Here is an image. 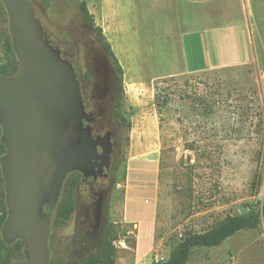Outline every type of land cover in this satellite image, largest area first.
<instances>
[{
    "label": "rangeland",
    "instance_id": "rangeland-1",
    "mask_svg": "<svg viewBox=\"0 0 264 264\" xmlns=\"http://www.w3.org/2000/svg\"><path fill=\"white\" fill-rule=\"evenodd\" d=\"M81 1L107 40L110 9L119 37L128 45L132 64L121 57L122 111L131 129L121 131L120 163L108 187L107 208L90 234L85 213L97 198L94 190L103 184L81 180L75 211L65 224L57 225L52 213L49 264H76L98 253L101 231L110 225L117 239L115 264H138L155 256L166 260L187 232H205L264 202L262 88L249 66L185 70L176 43L184 24L178 0H29L43 30L74 64L86 100L93 91L94 60ZM109 43L120 46L113 39ZM0 61H5L1 47ZM255 174L260 177L254 180ZM262 230L261 225L240 230L220 246L196 248L187 264H264Z\"/></svg>",
    "mask_w": 264,
    "mask_h": 264
},
{
    "label": "water",
    "instance_id": "water-1",
    "mask_svg": "<svg viewBox=\"0 0 264 264\" xmlns=\"http://www.w3.org/2000/svg\"><path fill=\"white\" fill-rule=\"evenodd\" d=\"M18 69L0 75V173L7 217L1 238L22 241L24 259L49 264L51 211L69 172L104 175L108 134L92 136L73 65L49 43L29 0H0ZM101 149V152L98 149ZM48 205L49 210L44 211Z\"/></svg>",
    "mask_w": 264,
    "mask_h": 264
},
{
    "label": "crops",
    "instance_id": "crops-1",
    "mask_svg": "<svg viewBox=\"0 0 264 264\" xmlns=\"http://www.w3.org/2000/svg\"><path fill=\"white\" fill-rule=\"evenodd\" d=\"M178 1L182 4L179 19L184 24L179 26L180 37L176 38V43L185 70L194 73L228 66H249L254 69L264 98V0ZM108 15L112 27L108 40L120 43L119 47L111 44V48L120 59V65L123 66L121 57L132 64L128 45L120 39L121 32L116 30L110 9ZM190 42L193 43L191 46ZM122 69L125 75V69ZM128 70L129 74L133 72L130 66ZM260 225L264 235V217L256 228Z\"/></svg>",
    "mask_w": 264,
    "mask_h": 264
},
{
    "label": "trees",
    "instance_id": "trees-1",
    "mask_svg": "<svg viewBox=\"0 0 264 264\" xmlns=\"http://www.w3.org/2000/svg\"><path fill=\"white\" fill-rule=\"evenodd\" d=\"M79 9L81 16L91 27L94 35L97 36V40L100 43L105 55L110 61L111 66L114 69L116 77L117 88V100L116 109L119 123L123 131L128 132L131 129L130 119L122 111L124 107V89H123V69L120 65L115 53L113 52L109 41L106 39L100 26L96 25L93 19V15L88 11L85 1L79 3ZM5 27V28H4ZM0 47L4 51L5 61H0V75L10 76L14 74L18 69V61L13 50L12 40L8 30L7 15L4 7L0 1ZM1 137V128H0ZM128 139V135H127ZM5 153L4 147L0 141V157ZM66 188L60 200V203L56 209L54 215V222L57 225L65 224L75 211V195L76 189L79 183V175L77 172H69ZM260 175L255 174V178H259ZM248 208L252 206L250 203H245ZM7 217L5 194L3 189V182L0 173V264H11L13 259L19 255H23L22 241H15L10 245H7L2 241L1 228ZM264 217V202L257 201V206L251 208L248 214L243 216H227L219 224L211 229L202 232H187L180 241L174 245L166 260H161L154 264H187L191 253L196 248H214L220 246L228 237L233 236L240 230L254 229L258 227L261 218ZM117 241L113 232L112 226L104 227L102 231V238L100 242L99 252H91L86 257L80 258L76 261V264H115L116 261V245ZM24 259L21 258V260ZM18 260V261H21ZM50 264H61V262L51 261Z\"/></svg>",
    "mask_w": 264,
    "mask_h": 264
},
{
    "label": "flooded vegetation",
    "instance_id": "flooded-vegetation-1",
    "mask_svg": "<svg viewBox=\"0 0 264 264\" xmlns=\"http://www.w3.org/2000/svg\"><path fill=\"white\" fill-rule=\"evenodd\" d=\"M89 28L91 30L90 39L93 42L92 56H93L94 64L91 74L93 91L90 95V100L89 99L86 100L81 94L84 109L87 113L90 114L89 116L90 121L87 122L86 120H84L83 123L84 125L89 124L91 126L93 137L97 135L103 136L105 134H108L109 141L111 142V148L109 153V165L108 168L104 170V175L102 176L97 175L96 177H84L80 172L73 171V172H77L79 175L78 186L80 185L81 180L84 181L87 179H90L93 183H101L105 186L103 189L99 187L98 189L94 190L93 194L96 195L97 198L90 203L89 207L86 210L85 227L87 234L88 233L90 234L92 228L96 226V222L94 221L99 220L100 215H102V212L107 208L106 200L108 199L109 191H110L108 187L111 185V183L114 182L115 180L114 173L117 169L118 164L120 163V159H119L120 153L118 149V144L121 136V131H123L119 123V118L117 116L116 100H117L118 92L116 88V82H115L116 77L114 74V69L110 64L109 59L105 55V52L102 49L100 43L98 42L97 36L93 34L90 26ZM43 32L49 43L59 50L61 57L69 61L74 67V64L71 62L65 49L62 46L54 43L48 37V35L44 30ZM79 87L81 92L80 83H79ZM90 101H91V105H90ZM98 151L101 152V149L99 148ZM68 178H69L68 175H66L65 179L62 182L58 201L51 211V215L53 213V220L56 209L60 203V200L66 188ZM48 210H49V206L45 205L44 211L47 212ZM102 231H101V238H102Z\"/></svg>",
    "mask_w": 264,
    "mask_h": 264
},
{
    "label": "built area",
    "instance_id": "built-area-1",
    "mask_svg": "<svg viewBox=\"0 0 264 264\" xmlns=\"http://www.w3.org/2000/svg\"><path fill=\"white\" fill-rule=\"evenodd\" d=\"M116 245V244H115ZM163 260L162 258L160 257H153V259L151 261H141L139 262L138 264H154V263H157L159 261Z\"/></svg>",
    "mask_w": 264,
    "mask_h": 264
}]
</instances>
